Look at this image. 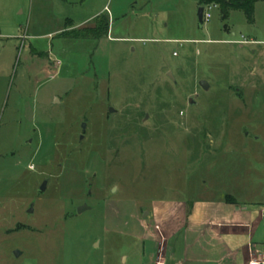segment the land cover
<instances>
[{
  "label": "rangeland",
  "instance_id": "1",
  "mask_svg": "<svg viewBox=\"0 0 264 264\" xmlns=\"http://www.w3.org/2000/svg\"><path fill=\"white\" fill-rule=\"evenodd\" d=\"M200 1L88 0L113 8L96 36L106 17L78 25L91 11L65 0H0V264H138L129 234L191 197L192 139L243 84L264 135V45L234 41L264 38V1L203 24Z\"/></svg>",
  "mask_w": 264,
  "mask_h": 264
},
{
  "label": "crops",
  "instance_id": "2",
  "mask_svg": "<svg viewBox=\"0 0 264 264\" xmlns=\"http://www.w3.org/2000/svg\"><path fill=\"white\" fill-rule=\"evenodd\" d=\"M52 1L44 0L45 7ZM65 2L91 11L88 0ZM96 10L88 12V18L78 25L103 15L109 23V36L113 8L107 2ZM244 40L234 41L264 45V38L247 43ZM247 88L256 89L257 85L243 84L238 90L241 102L232 107L235 118L214 126L204 123V133L192 139L191 197L156 200L154 216L160 234L151 229L149 222H140L138 230L129 234L134 244L130 253L122 256L125 263L136 260L138 264H157L160 260L165 264H264V135L259 131L262 124L254 120L257 110L242 91ZM243 120L253 122L252 127L248 125L252 137L249 131L231 136L229 129ZM198 127L193 124L191 128L195 131Z\"/></svg>",
  "mask_w": 264,
  "mask_h": 264
},
{
  "label": "trees",
  "instance_id": "3",
  "mask_svg": "<svg viewBox=\"0 0 264 264\" xmlns=\"http://www.w3.org/2000/svg\"><path fill=\"white\" fill-rule=\"evenodd\" d=\"M257 1L260 0H201L200 5L203 4H218L220 5L223 10L225 11V15L228 14L230 9H241L245 12L247 19L250 22H253L255 16V4ZM109 23L106 18H103L98 28H93L92 32L99 36L101 30L105 31V34L108 33ZM83 34V33H82ZM74 36H81L78 35V32L74 33ZM85 37V35L83 36Z\"/></svg>",
  "mask_w": 264,
  "mask_h": 264
},
{
  "label": "water",
  "instance_id": "4",
  "mask_svg": "<svg viewBox=\"0 0 264 264\" xmlns=\"http://www.w3.org/2000/svg\"><path fill=\"white\" fill-rule=\"evenodd\" d=\"M198 16H199L200 23L203 24V21H204V7L203 6H201L199 8V10H198ZM170 74L172 75V73H170ZM200 85L204 89H209V83L207 81H205V80L200 81ZM191 103H193V99H191ZM113 110L114 109H112V111ZM85 127H86V124L83 125V129H85ZM46 185H47V181H44L43 184L41 185L40 189L42 191H44L46 189ZM85 208H86L85 206L84 207L83 206L80 207L79 208V212H82ZM32 211H33V208L31 207L30 210H29V212H32ZM15 253H16L17 256L19 255V252L18 251H16Z\"/></svg>",
  "mask_w": 264,
  "mask_h": 264
},
{
  "label": "built area",
  "instance_id": "5",
  "mask_svg": "<svg viewBox=\"0 0 264 264\" xmlns=\"http://www.w3.org/2000/svg\"><path fill=\"white\" fill-rule=\"evenodd\" d=\"M216 7V4H208L204 9V21H209L212 17L211 10ZM247 42V40H244ZM157 264H165L164 261H158ZM250 264H259V262L251 261Z\"/></svg>",
  "mask_w": 264,
  "mask_h": 264
}]
</instances>
